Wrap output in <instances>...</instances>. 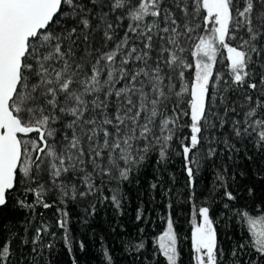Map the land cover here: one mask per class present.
<instances>
[{
	"label": "snow or ice",
	"instance_id": "obj_1",
	"mask_svg": "<svg viewBox=\"0 0 264 264\" xmlns=\"http://www.w3.org/2000/svg\"><path fill=\"white\" fill-rule=\"evenodd\" d=\"M176 157L189 264H264V0H0V264H79L73 218L124 216ZM172 192L151 249L117 219L100 264H182Z\"/></svg>",
	"mask_w": 264,
	"mask_h": 264
},
{
	"label": "trees",
	"instance_id": "obj_2",
	"mask_svg": "<svg viewBox=\"0 0 264 264\" xmlns=\"http://www.w3.org/2000/svg\"><path fill=\"white\" fill-rule=\"evenodd\" d=\"M153 173L149 170L145 177L142 179L141 186L133 187L130 191V203L126 209V214L122 217H116L114 211L110 208H101L98 214L93 217L87 226V229H82L80 222L77 218H73L72 231L73 235L77 239H85L88 241L89 250L87 253H77L79 258V264H100L99 238L101 236L106 238V243L111 244V236L109 235L110 224L119 221L123 224L129 233L135 234L137 227H145L146 232L149 235V247L151 249L152 238L162 232L164 229L163 217H166L169 209L167 204L169 200L164 195V191L168 188H172L173 192L170 193L172 203L174 205L172 209L173 219L175 221V228L181 238L180 250L182 254V264H189L190 261V207L187 203H184V199L188 195V190L185 187L186 175L183 171L182 159L180 157L174 158L173 162L169 164L168 171L164 174L165 183L161 189L152 192L148 185L152 180ZM175 177V182L171 177ZM213 176L211 171H204L199 178L200 189L204 187H210L212 184ZM155 197L153 199L152 197ZM203 199V195H201ZM143 202L146 216L150 222L147 225H137L135 221L136 208ZM221 231H224L223 224L219 225ZM230 231V229H228ZM58 248L60 246L58 245ZM63 252V249L60 248ZM118 261L122 262V258L119 252L116 253ZM161 262L163 258H160ZM59 264H71L66 252L59 257Z\"/></svg>",
	"mask_w": 264,
	"mask_h": 264
}]
</instances>
